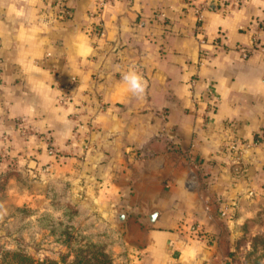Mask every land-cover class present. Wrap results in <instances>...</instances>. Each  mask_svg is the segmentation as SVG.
I'll use <instances>...</instances> for the list:
<instances>
[{"label": "crops", "instance_id": "1", "mask_svg": "<svg viewBox=\"0 0 264 264\" xmlns=\"http://www.w3.org/2000/svg\"><path fill=\"white\" fill-rule=\"evenodd\" d=\"M99 1L0 0L3 199L43 211L65 188L119 234L115 264H241L264 230V0H109L91 17Z\"/></svg>", "mask_w": 264, "mask_h": 264}, {"label": "rangeland", "instance_id": "2", "mask_svg": "<svg viewBox=\"0 0 264 264\" xmlns=\"http://www.w3.org/2000/svg\"><path fill=\"white\" fill-rule=\"evenodd\" d=\"M1 183L0 264L8 260V252H20L44 264H71L82 245L111 252L109 246L114 239L109 228L99 221L97 213L73 201L68 190L63 189L64 193L57 194L52 203L48 199V209L38 211L28 205H8L9 201L3 199L6 183L2 188ZM260 219L258 224L264 227V217ZM238 244L242 247L236 257L238 263L264 264V230ZM110 252L115 262L114 253Z\"/></svg>", "mask_w": 264, "mask_h": 264}, {"label": "built area", "instance_id": "3", "mask_svg": "<svg viewBox=\"0 0 264 264\" xmlns=\"http://www.w3.org/2000/svg\"><path fill=\"white\" fill-rule=\"evenodd\" d=\"M108 1L109 0H100L97 4L95 13L91 14L90 16L91 17H97L103 11L104 6L106 5V3ZM207 1L208 2H207V4H205V6H207L208 3H210V1H214L215 3L218 4V9L222 10V11H226L228 8L238 9V8H241L244 4V0H207ZM57 7L59 9V14H60L61 18L62 17L63 18H69L70 17L71 12L68 9H66L65 7H63V5L60 2L57 3ZM256 25H257L256 30L254 31V34L251 38V48H250L251 51H257L259 48H261V45L264 41V17L262 19H259L257 21ZM205 54H206L205 52H201V55L203 57H205ZM246 55L247 54H245V56ZM76 83H77L76 79L72 78L71 79V87H74L76 85ZM69 102H71V99H70V95L68 92H66L65 94H63L59 98V103L61 105H66ZM261 143H264V130H262L261 132H259V134H257V136L253 142L254 145H258ZM85 147H87V146L85 145ZM242 147H244V149H246V148H248V145H242ZM232 148L235 149V151L238 154L237 158L240 159L242 150H237L235 145L232 146ZM49 150L51 153H56V151L52 145L49 146ZM2 157L5 158L4 152L2 153L0 158H2ZM227 214H228V209L225 208L221 212V216L225 217ZM191 231L197 235L199 234L197 226H193L191 228Z\"/></svg>", "mask_w": 264, "mask_h": 264}, {"label": "trees", "instance_id": "4", "mask_svg": "<svg viewBox=\"0 0 264 264\" xmlns=\"http://www.w3.org/2000/svg\"><path fill=\"white\" fill-rule=\"evenodd\" d=\"M67 9V7H65ZM4 182L1 183V188ZM65 189V188H64ZM66 190V189H65ZM63 189H58L55 185L50 184L47 189V199L50 203L56 199V195L63 194ZM66 212V211H64ZM110 235L113 237V243L109 248L112 252V246L119 242L120 236L117 232L108 229ZM110 252V251H109ZM109 252L105 249H97L93 245L81 246L78 249V252L75 255V259L71 264H114L112 257L109 255ZM110 252V253H111ZM8 260L4 264H44L36 263L31 257L22 255L20 252H8Z\"/></svg>", "mask_w": 264, "mask_h": 264}, {"label": "clouds", "instance_id": "5", "mask_svg": "<svg viewBox=\"0 0 264 264\" xmlns=\"http://www.w3.org/2000/svg\"><path fill=\"white\" fill-rule=\"evenodd\" d=\"M125 80L129 84L131 90L133 92H142L143 91V86L140 82V78L136 76L135 74H130L125 77Z\"/></svg>", "mask_w": 264, "mask_h": 264}, {"label": "water", "instance_id": "6", "mask_svg": "<svg viewBox=\"0 0 264 264\" xmlns=\"http://www.w3.org/2000/svg\"><path fill=\"white\" fill-rule=\"evenodd\" d=\"M157 217V214L155 213V214H153L151 217H150V220L153 222L154 221V219ZM120 218H122V217H120Z\"/></svg>", "mask_w": 264, "mask_h": 264}]
</instances>
